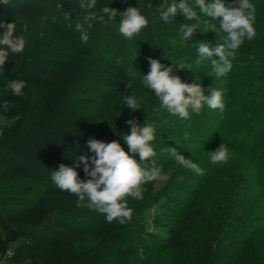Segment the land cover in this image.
<instances>
[{"label":"trees","instance_id":"1","mask_svg":"<svg viewBox=\"0 0 264 264\" xmlns=\"http://www.w3.org/2000/svg\"><path fill=\"white\" fill-rule=\"evenodd\" d=\"M80 2L9 0L0 3V21L14 22L16 34L23 35L27 40L24 51L20 54L9 53L5 62L7 65L19 63L20 70L5 74L0 69V118L10 119L9 110L4 107L5 101L8 106L17 100L7 87L10 80H23L26 87L31 88L27 100L21 102L27 114L25 122L11 123L10 128L5 129L0 123V167L19 174L23 179L13 180L0 171V188L13 185L27 193L39 192L38 198L0 193V201L8 202L0 210V228L1 220L5 218L4 221L13 223L12 234L24 232L25 241L15 251L13 263L136 264L129 257L135 256L137 248H140L139 242L144 232L140 210L143 204L127 203L133 210L131 220L123 224L118 220L109 223L104 214L83 205L78 206L75 195L61 191L51 180V173L58 170L61 164L74 167L76 157L87 155L91 158L95 155L87 145L90 138L106 143L118 140L128 151L123 136L130 134L127 122L135 119L140 124L146 120L155 128V139L151 142L156 153V157L152 158L155 161L159 160L157 156L162 155L164 148H167V153L171 148L188 145L200 148L211 138L214 139L211 149L215 150L221 144L220 140L227 137L224 144L231 153L226 164L215 166L211 165L209 156L206 159H192L206 170L211 181L203 182L200 190L196 191L190 205L192 210L178 209L180 211L176 213L178 217L172 236L159 245V249L162 248L159 258L170 257V264H264V252L259 255L254 252L257 233H252L246 227L252 224L259 201L264 200V97L261 102L249 99L252 105L239 113L229 110L228 101L223 113L216 110L217 113L210 114L202 109L200 114H193L187 121L170 115L161 108L154 93L141 84L142 74L150 70L148 57L160 60L165 66H170L171 61L176 65L183 64L185 69H174L173 74L185 82H197L205 93L209 92L204 81L188 75L193 72L204 74L207 70L203 69L204 65H190L198 56L196 43L206 40L215 46L222 39L204 23L208 20L198 23L187 21L179 13L180 22L197 24L205 33L197 29L192 39L186 41L176 31L172 37L177 36L183 41L177 43L164 39L159 26L165 23L161 18V12L165 10L162 6L178 3L179 0H97L93 9L97 15L89 20L84 19L86 13L80 8ZM188 2L200 14L195 0ZM251 2L264 7V0ZM148 4L152 7L148 8ZM104 6L117 9V19L109 20L101 11ZM130 6H140L148 26L128 39L115 33V30L119 26V12ZM76 23L83 24L89 37L87 42L82 41L80 33L75 30ZM215 25L218 29V23ZM4 30L0 28V34ZM260 30L264 32V28ZM258 35L252 44L264 48V33ZM175 52L185 55L178 57ZM232 64L238 67L242 63L234 59ZM256 71L254 77L264 82V67L256 68ZM39 72L44 73L40 76ZM222 79H225L224 76ZM128 82L132 83L131 89L127 86ZM234 84L232 82L231 86L225 87L231 92H223L224 97L232 98L236 94ZM257 84L251 85L253 90L243 95L244 98L254 97L262 90L261 87L255 89L259 87ZM130 94L135 95L140 109L132 111L124 107V97ZM219 113L222 117L229 114L234 116L229 120L232 126L225 134L223 130L229 124L220 120L216 128L213 126L215 114ZM251 126L252 131L247 133L248 136H243V130ZM34 133L48 134L49 137H26ZM156 134H163V137H156ZM24 159L36 164L37 167L32 170L35 178L19 168ZM135 159L139 161V156L135 155ZM144 166L150 165L145 163ZM185 169L179 165L171 178L174 184L172 194H156L152 186L143 185L141 200H149L146 203L151 205L149 202L157 201L159 195L165 196L168 202L164 206H168L170 212L177 211L169 204H181L174 195L182 190L178 186L182 184L188 188L189 181L196 179L193 171L183 175ZM76 171L81 180L90 178L85 174L83 164ZM191 173H194L193 176ZM42 174L47 179H40V185L30 180H37ZM256 180H260L258 186L262 184L259 194L254 192ZM79 223L82 226L76 227ZM3 235L0 229V253L7 250V240ZM69 236L74 242L71 246H68ZM87 243L91 246L85 247ZM232 248L238 250L233 252ZM30 255L40 257L27 259ZM160 261L154 262L152 257H148L140 263L160 264Z\"/></svg>","mask_w":264,"mask_h":264},{"label":"clouds","instance_id":"2","mask_svg":"<svg viewBox=\"0 0 264 264\" xmlns=\"http://www.w3.org/2000/svg\"><path fill=\"white\" fill-rule=\"evenodd\" d=\"M3 2L6 0H0V3ZM96 4L97 0H81L79 6L86 13L85 20L96 17L97 13L93 11ZM195 6L198 7L199 13L209 18L210 21H219L218 29L214 23H211L210 27L212 32H216L217 36L224 41L215 46L206 40L197 42L196 63L208 61L215 77H223L231 71L232 60L235 59L245 40L251 41L256 35L254 27L256 6L251 0H232L228 6L223 0H214L212 3H206V0H195ZM147 7L151 8L152 5L148 4ZM162 7L165 10L161 12V18L165 23L170 22L171 18H175L179 13H182L187 21L194 20L198 23L201 18L188 0H179L178 3L173 2ZM101 11L109 20L117 19V9L104 6ZM119 16L118 31L125 38L131 39L148 26V20L142 14L140 6H130L119 12ZM0 28L5 29L0 34V46H2L0 47V66H2L8 60L9 53L20 54L24 51L27 40L23 35L16 34L14 22L0 21ZM197 29H199L197 24H181L182 38L186 41L191 40ZM75 30L80 33L82 41H88L89 37L82 23H76ZM222 32L227 35L221 36ZM213 57H218V59ZM148 62L150 70L147 74H142L141 84L154 93L161 108L166 109L170 115L187 121L193 114H200L205 106L212 110H219L221 113L225 111L221 90L212 87L209 90L210 94L206 95L199 83L185 82L180 76L173 74L174 69H185L183 64L176 65L171 61L170 66H165L160 60L151 57H148ZM26 86V82L19 79L10 80L7 84L12 94L17 97L23 95L22 90ZM127 86L131 89L132 83L128 82ZM123 104L132 111L140 109L134 94L125 95ZM4 107L7 110V101ZM18 119H20L18 115L11 121L0 118V123L7 125ZM127 123L130 125V134H125L123 139L128 151H125L117 141L106 143L90 138L87 145L95 153L94 156L91 158L87 155L76 157L74 167L61 164L58 170L51 173V180L61 191L71 193L78 198V206L83 205L104 214L109 223L118 220L123 224L131 220L133 210L128 207L127 198L142 199L143 185L168 179L162 173L161 167L157 166L156 161L152 159L156 156L151 144L155 139L154 126L146 120L143 124L135 119H130ZM171 153L184 168L197 175L204 174V170L192 159L179 154L173 148H171ZM208 154L213 166L226 164L231 156L229 148L224 143ZM135 155L139 156V161L135 159ZM145 163L150 166L145 167ZM81 164H83L85 174L90 177L86 181L81 180L76 171Z\"/></svg>","mask_w":264,"mask_h":264},{"label":"rangeland","instance_id":"3","mask_svg":"<svg viewBox=\"0 0 264 264\" xmlns=\"http://www.w3.org/2000/svg\"><path fill=\"white\" fill-rule=\"evenodd\" d=\"M9 0H6V2ZM214 2V0H206V3H212ZM223 2L225 3L226 6L230 5L232 3V0H223ZM5 3V2H4ZM200 15V21L201 20H208V22H204L207 26H210L211 23L215 22L212 21L210 22V19L203 16L202 14H198ZM178 19V21H177ZM179 16L177 15L175 19H171L170 22L168 23H164L162 26H159L160 31H162V33L164 34L163 37L164 39L170 40V41H175V42H179L181 43L182 39H178L177 36L176 37H172L174 36L175 32L177 31L178 33H181V24H183L182 22H180L179 20ZM171 22H173L172 24H170ZM219 26V21H217L214 24H217ZM186 24V23H185ZM254 27H255V31H256V35L255 37L251 40H245V42L242 44V48H239L235 60L240 61V63L244 64L245 66H243L242 64L240 66H233L231 71L225 75L228 76L227 78L224 76L225 79H222V77L216 78L215 77V73L212 70L211 64L208 61H204L200 64L196 63V59L193 60L192 62H190V65L195 66V67H203V69H207L205 71L204 74H199V73H190L188 74L192 79L195 80H201L204 81V83L206 84L208 91L210 90V88L215 87L219 90L222 91V93L224 92H231V89H227L225 88L227 85H230L233 83L234 84V88L236 91V94H234L232 96V98H226L223 95V99H224V103L226 104L228 101H230V106L228 107L230 111L233 112H243L244 109H249V107L252 105V103H250L251 101L249 99H257L258 102H261L262 98L264 97V82H260L259 80H257V78H255L254 76L256 75L257 71L256 68H261L264 67V48H260L258 46H256L255 44H252L253 41L257 40L259 36V33H264V32H259V31H263L260 29L264 28V7H260L259 5L256 6V19H255V23H254ZM115 33H119L118 29L115 30ZM227 33H223L222 32V36H226ZM183 42V41H182ZM199 42V41H198ZM223 43L224 41L221 39L220 42L217 43ZM216 43V44H217ZM215 44V45H216ZM24 55V54H22ZM145 55V53L143 54ZM185 55V53H180L179 52H175V56L181 57ZM189 55V54H188ZM214 59H218V57H213ZM234 60V59H233ZM232 60V61H233ZM244 62V63H243ZM3 72L6 73H10V74H14L15 70L18 69L20 70V65L19 63H8L2 66H0ZM209 70V71H208ZM44 72H39V75L42 76L41 74H43ZM243 76H245V78H243ZM235 79H237L235 81ZM254 83H258L255 89L258 88H262L261 91H258L255 96H251L250 98L246 99L244 98L243 95H247L249 94V92H251V88H253L251 85ZM206 89V87H205ZM31 88L29 87H25V90L23 92L22 96H14L13 98L16 97L17 100H14L13 103H11V105L7 106V109L9 110V117L10 119L8 121H11L13 117L15 116H19L20 119L16 120L17 121H22L23 123L25 122V117H26V111L24 110V108H22V101L25 102L28 98V94L30 93ZM9 92V90L7 91ZM210 94L209 92L205 93ZM261 97V98H258ZM257 102V103H258ZM21 103V104H20ZM248 105V106H247ZM206 108H203L204 111H206L207 113H217L216 110H212L205 106ZM216 118L215 121L213 123V126L216 128V125L218 123V121L223 120L224 124H229L228 128H225V130H223L224 134L226 133L227 129H230L232 126V122L229 121L231 119H233L234 116H232L231 114H229L228 116H223L222 114H215ZM236 116V115H235ZM6 119V118H3ZM263 120V119H262ZM217 121V122H216ZM213 122V120H212ZM4 129L9 127L11 125L10 124H3ZM255 125V124H253ZM10 128V127H9ZM253 127L251 126L249 129L243 130L244 132L242 133L243 136H248L247 133H250V131H252ZM192 133H190L191 135ZM45 138L49 137L48 134H43V133H34L31 134L29 136L26 137H32V136H43ZM156 137H163V134H156ZM162 135V136H161ZM25 137V136H24ZM25 137V138H26ZM178 137V135L176 136ZM188 139V138H187ZM227 137H224L220 140V143H225V141L227 140ZM118 142V140H115ZM214 139L211 138L209 140H207L206 144H201L202 146L200 148H195V146H182L184 148H175V150L185 156L186 158L189 159H198V157H202V158H207L209 156V152L214 151V149H211L212 145H213ZM204 145V146H203ZM45 147V146H42ZM163 149V148H161ZM167 148H164V150H162L163 152L162 155L157 156V158L159 160L157 166L161 167L162 169V173L165 174L168 179L166 181H153L150 183H146L145 185H149L153 187V192L154 193H164V194H172V187H174V184H172V177L175 175L178 166L180 165L174 158V156L172 155L171 151L169 150L167 153V150H165ZM166 151V152H164ZM164 153V154H163ZM156 157V156H155ZM156 161V162H157ZM22 164L19 166V168H23L25 170V173H27L30 177H34L35 178V174L32 172V170L34 169V167L36 164L32 163L30 160L28 159H24L21 161ZM169 163V164H168ZM165 165V166H164ZM220 165V164H219ZM149 167V166H148ZM0 171L1 172H5L6 175L8 177H10L13 180L16 179H23L21 178V176L17 173H13L11 170H7L5 168L0 167ZM32 173H31V172ZM189 172H191V170L189 169H185V174H188ZM192 176L194 173H191ZM42 176V177H41ZM206 175V170H204V174L203 175H197L195 174L196 179L190 180L188 185H190V187H183L184 185L180 184L178 187H180L179 189L182 190L178 193V194H174L176 195V197H178V202L180 201L181 204L177 203V202H173L171 204H169L170 207H175L174 209H176L177 211L170 212L171 210L169 209V207H165L164 204H166L168 202V200H166L165 196H161L159 195L158 200H152L151 205H147L148 203H146L147 201H143L141 199H133L130 198L127 199V203L132 205V203H137L138 205H142V208L140 206V210H141V215L142 217V224H143V230L144 232L142 233V237L140 238V248H137V252L135 254V256H131L129 257L130 261H133V263L136 264H141V260L142 259H146L148 257H152L153 261L156 262L157 260H161L160 264H170L171 262H169V258L170 257H161V259L159 258V251L162 249H159V245H161V243H166L169 239V237L172 236V231H173V227L176 225V218L178 217L176 215V213L180 210L178 209H188V210H192L193 207L190 206L191 203H193V196L195 195L196 191L200 190L202 183L204 182L207 183V181H211V178H209L210 176ZM185 177V176H184ZM29 179V178H28ZM46 180L47 176H45V174L40 175L39 179L37 180H32V178H30V180L33 183H37L38 185H40L39 183H41V180ZM198 179V180H197ZM171 180V182H170ZM259 181L260 180H256L257 183H255L256 188L254 189V192H256V194H259L260 191L262 190V184L260 186L259 185ZM0 193H4V194H12L13 197H18L21 195L27 196V197H34V198H38L39 197V192L37 190H35L34 192L31 193H27L24 190L15 187L13 185H7L4 186L2 188H0ZM160 193V194H161ZM255 194V195H256ZM23 197V196H22ZM257 197V195H256ZM250 202V199H249ZM257 202V199H256ZM5 205H8V202H1L0 201V210H2L3 207H5ZM180 205V206H179ZM167 212V213H166ZM255 218L253 217V219L251 220L252 224H248L246 225L247 229L252 230V233H257L256 234V238L257 242L255 244H257V247L254 248V252L259 255L261 253L264 252V200H260L258 203V207L254 213ZM6 220L5 218L3 220H1L2 224H1V230L3 232V237L5 238V240H7L6 245H7V250L4 253H0V264H14L13 263V256L15 254V251L17 250L18 247H20L21 244H23V242L25 241L23 235L24 232L18 233L16 232L15 234H12V229H13V223H10L9 221H4ZM82 226L81 223H79L78 225H76V227ZM91 226V225H90ZM27 230H30V228H28ZM250 232V234H251ZM157 235V236H154ZM8 236V237H7ZM69 240L70 241L68 243V246H71L74 244L73 239L71 238V236H69ZM237 238H240L241 236H236ZM247 238V237H246ZM157 239V240H156ZM249 239V238H247ZM82 241V240H81ZM80 241V242H81ZM156 241V242H155ZM155 242V244H154ZM154 244V246H153ZM79 245H77V247H79ZM91 244H85V247H90ZM153 246V248L151 249V247ZM159 249V250H157ZM238 249L236 248H232L233 252H236ZM254 253V255H255ZM40 256L37 255H30L28 256L27 259H38ZM141 259V260H138ZM143 264V263H142Z\"/></svg>","mask_w":264,"mask_h":264}]
</instances>
